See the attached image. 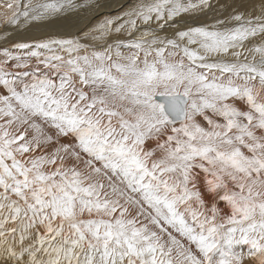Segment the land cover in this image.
Segmentation results:
<instances>
[{"label":"snow or ice","instance_id":"1","mask_svg":"<svg viewBox=\"0 0 264 264\" xmlns=\"http://www.w3.org/2000/svg\"><path fill=\"white\" fill-rule=\"evenodd\" d=\"M0 6L27 31L100 4ZM244 258L264 264V0H141L0 45V264Z\"/></svg>","mask_w":264,"mask_h":264},{"label":"bare ground","instance_id":"2","mask_svg":"<svg viewBox=\"0 0 264 264\" xmlns=\"http://www.w3.org/2000/svg\"><path fill=\"white\" fill-rule=\"evenodd\" d=\"M98 2L100 4V7L98 8L62 14L58 17L61 20L69 17L68 19L62 21L55 18L47 23H34L27 31L23 29H15L13 26L7 25L3 18L6 9L0 6V45L8 46L15 42H27L33 38L45 37L48 35L78 36L89 31V29L93 28L97 23L105 18L121 16L123 13L138 5L141 0H98ZM213 2H215V0H213ZM222 2H225V0H222ZM237 2L239 4V0H237ZM254 4L258 5L259 0H244V7L248 10H251ZM227 15V11L219 15L213 12L198 16L184 17V20L189 24H212L214 22V16L222 19ZM139 24L140 22L138 21V25ZM5 33L9 34L6 39L3 38ZM164 34L165 33L163 32L160 33V35ZM137 35H139V33H137ZM205 199L211 201L212 197L206 195ZM217 203L221 209L227 211L223 202L218 201ZM240 248L245 250V246H240ZM243 264H253V261L248 258H244Z\"/></svg>","mask_w":264,"mask_h":264},{"label":"rangeland","instance_id":"3","mask_svg":"<svg viewBox=\"0 0 264 264\" xmlns=\"http://www.w3.org/2000/svg\"><path fill=\"white\" fill-rule=\"evenodd\" d=\"M69 17H67V18H64V19H62V20H65V19H68ZM59 19V18H58ZM60 21H62L61 19H59Z\"/></svg>","mask_w":264,"mask_h":264}]
</instances>
